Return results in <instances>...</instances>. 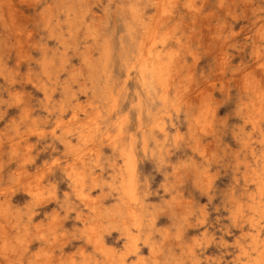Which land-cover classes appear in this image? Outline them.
<instances>
[{
  "label": "rangeland",
  "instance_id": "rangeland-1",
  "mask_svg": "<svg viewBox=\"0 0 264 264\" xmlns=\"http://www.w3.org/2000/svg\"><path fill=\"white\" fill-rule=\"evenodd\" d=\"M122 2L0 0V264H264V0Z\"/></svg>",
  "mask_w": 264,
  "mask_h": 264
},
{
  "label": "bare ground",
  "instance_id": "bare-ground-1",
  "mask_svg": "<svg viewBox=\"0 0 264 264\" xmlns=\"http://www.w3.org/2000/svg\"><path fill=\"white\" fill-rule=\"evenodd\" d=\"M87 1V0H86ZM55 2V1H54ZM76 2V1H75ZM90 2V1H89ZM89 2H87V3H89ZM123 2H124V0H123ZM122 2V3H123ZM192 2V1H191ZM56 3H57V1H56ZM62 4V3H61ZM64 4V3H63ZM65 4H68V3H65ZM71 4H72V2H71ZM82 4V3H81ZM90 4H91V2H90ZM117 4V3H116ZM124 4V3H123ZM83 5V4H82ZM92 5V4H91ZM65 6V5H64ZM89 6V5H88ZM120 6V5H119ZM118 6V7H119ZM50 7V6H49ZM57 7V6H56ZM63 7V6H62ZM107 7V6H106ZM105 7V8H106ZM78 8V7H77ZM89 8H90V6H89ZM154 9V8H153ZM53 10H55V9H53ZM68 10V9H67ZM120 10H122V9H120ZM126 10V9H125ZM124 10V11H125ZM92 11V10H91ZM102 11V10H101ZM100 11V12H101ZM107 11V10H106ZM123 10H122V13L124 12ZM55 12V11H54ZM62 12V11H61ZM109 12V11H108ZM146 12V11H145ZM59 13V12H58ZM89 13H91V12H89ZM95 13V12H94ZM112 13V12H111ZM55 14V13H54ZM232 14V13H231ZM45 15V14H44ZM92 15V14H91ZM102 15V14H101ZM95 16V15H94ZM126 16H128V15H125V17ZM45 17V16H44ZM59 17V16H58ZM92 17H93V15H92ZM129 17V16H128ZM146 18V17H145ZM54 19V18H53ZM123 19V18H122ZM86 20V19H85ZM98 20V19H97ZM104 20V19H103ZM112 20V19H111ZM106 21V20H105ZM256 21V20H255ZM82 22V21H81ZM100 23V22H99ZM113 23V22H112ZM104 24V23H103ZM115 24V23H114ZM123 24V23H122ZM105 25H106V23H105ZM104 25V26H105ZM64 27V26H63ZM84 27V26H83ZM114 27V26H113ZM97 29H99V28H97ZM114 29H115V27H114ZM140 29V28H139ZM109 30V29H108ZM92 31V30H91ZM98 31V30H97ZM124 31V30H123ZM80 32V31H79ZM78 32V33H79ZM104 32H106V34L108 33L107 32V30L106 31H102V33H104ZM45 33H46V31H45ZM101 33V34H102ZM113 33V32H112ZM81 35V34H80ZM114 35V34H113ZM80 37V36H79ZM84 37H86V35L84 36ZM254 37H255V35H254ZM42 38V37H41ZM140 38V37H139ZM138 38V39H139ZM183 38V37H182ZM80 39V38H79ZM82 39V38H81ZM100 39V38H99ZM103 39V38H102ZM124 39V38H123ZM144 39V38H143ZM113 39L111 38V43L113 42L112 41ZM120 40V39H119ZM218 40V39H217ZM42 41V40H41ZM87 41H88V38H87ZM116 41V40H115ZM129 41V40H128ZM137 41V40H136ZM120 42V41H119ZM81 43V42H80ZM133 43V42H132ZM193 43V42H192ZM56 44V43H55ZM103 44V43H102ZM121 44V43H120ZM258 44V43H257ZM85 45V44H84ZM114 45V44H113ZM123 45V44H122ZM130 45V44H129ZM217 45V44H216ZM4 46H6V44L4 45L3 44V46L2 47H4ZM180 46V45H179ZM61 48V47H60ZM122 48H124V47H122ZM139 48V47H138ZM143 48V47H142ZM113 49H114V47H113ZM131 49V48H130ZM134 49V48H133ZM2 49L0 48V51H1ZM5 50H7V49H5ZM129 50V49H128ZM134 50H136V49H134ZM144 50V49H143ZM142 50V51H143ZM122 51V50H121ZM69 52V51H68ZM96 52V51H95ZM123 52H125V50L123 51ZM144 52H145V50H144ZM143 52V53H144ZM264 52V51H263ZM76 53V52H75ZM79 53V52H78ZM97 53V52H96ZM136 53V52H135ZM8 54V53H7ZM117 54V53H116ZM119 54V53H118ZM130 54V53H129ZM93 55V54H92ZM112 55V54H111ZM115 55V54H114ZM131 55V54H130ZM134 55V54H133ZM138 55V54H137ZM76 56H77V54H76ZM113 56V55H112ZM121 56H122V54H121ZM120 56V57H121ZM196 56V55H195ZM7 57V56H6ZM5 57V58H6ZM115 57V56H114ZM132 58V57H131ZM135 58V57H134ZM152 58H154V61L150 64V67H145V68H142L141 70H139V71H141L140 73H141V76L144 78V75L147 73H149V74H151V75H153V76H155V77H157V79H159V80H161V81H164L165 80V76H164V72L167 70V67L164 65V62H163V58H162V54H161V52L160 51H158V52H156L155 53V55H153L152 56ZM195 58V57H194ZM218 58V57H217ZM217 58H214V59H217ZM3 59V58H2ZM74 59V58H73ZM76 59V58H75ZM79 59V58H78ZM143 59V58H142ZM148 59H150V57L148 58ZM5 60V59H4ZM80 60V59H79ZM115 60V59H114ZM227 60V59H226ZM72 61V60H71ZM86 61V60H85ZM111 61V60H110ZM121 61H123V60H121ZM120 61V62H121ZM132 61H134V60H132ZM143 61V60H142ZM146 61H147V59H146ZM189 61V60H188ZM4 62V61H3ZM64 62V61H63ZM75 62V61H74ZM225 62V61H224ZM116 63V62H115ZM129 63V62H128ZM139 63V62H138ZM192 64V63H191ZM226 64V63H225ZM80 65V64H79ZM126 65V64H125ZM217 65V64H216ZM61 66V65H60ZM78 66V65H77ZM83 66V65H82ZM112 66V65H111ZM129 66H132V64L131 65H129ZM139 66V65H138ZM66 67H68V66H66ZM133 67V66H132ZM135 67V66H134ZM142 67V66H141ZM140 67V68H141ZM64 68V67H63ZM76 68V67H75ZM80 68V67H79ZM83 68V67H82ZM129 68H131V67H129ZM137 68V67H136ZM135 68V69H136ZM223 68V67H222ZM112 69V68H111ZM190 69V68H189ZM192 69V68H191ZM82 70H84V69H82ZM67 71H68V69H67ZM87 71V70H86ZM112 71V70H111ZM177 71V70H176ZM69 72V71H68ZM82 72V71H81ZM126 72H127V70H126ZM132 72H134V71H132ZM137 72H138V70H137ZM191 72V71H190ZM18 73V72H17ZM5 74V73H4ZM29 74V73H28ZM65 74V73H64ZM114 74H117V73H115L114 72ZM134 74H136V73H134ZM223 74V73H222ZM66 75V74H65ZM65 75H64V77H65ZM140 75V74H139ZM14 76H15V74H14ZM31 76V75H30ZM60 76V75H59ZM117 76V75H116ZM126 76V75H125ZM140 76V77H141ZM191 76V75H190ZM222 76V75H221ZM262 76V75H261ZM16 77V76H15ZM17 77H19V76H17ZM22 77H24V75L22 76ZM82 77V76H81ZM129 77V76H128ZM130 77H132V76H130ZM134 77V76H133ZM132 77V78H133ZM2 78V77H1ZM113 78H115L114 76H113ZM120 78V77H119ZM132 78H131V81H132ZM221 78V77H220ZM241 78V75L239 76V79ZM8 79V78H7ZM16 79V78H15ZM35 79V78H34ZM79 79H80V77H79ZM117 79V78H116ZM126 79H127V77H126ZM140 79V78H139ZM142 79V78H141ZM16 80H18V79H16ZM82 80V79H81ZM120 80V79H119ZM125 80V79H124ZM137 80V79H136ZM35 81V80H34ZM101 81V80H100ZM110 81V80H109ZM123 81V80H122ZM140 81H143V79L142 80H140ZM189 81V80H188ZM240 81V80H239ZM5 82H6V80H5ZM36 82V81H35ZM58 82V81H57ZM114 82V81H113ZM116 82V81H115ZM128 82V81H127ZM135 82V81H134ZM187 82V81H186ZM190 82V81H189ZM241 82V81H240ZM31 83V82H30ZM89 83V82H88ZM136 83H137V81H136ZM239 83V82H238ZM16 84V83H15ZM81 84H83L82 82H81ZM139 84V83H138ZM240 84V83H239ZM264 84V83H263ZM4 85V84H3ZM9 85V84H8ZM7 85V86H8ZM26 85V84H25ZM31 85V84H30ZM39 85V84H38ZM87 85V84H86ZM122 85V84H121ZM129 85V84H128ZM134 86H135V84H133ZM113 86V85H112ZM133 86V87H134ZM138 86V85H137ZM187 86H189V85H187ZM241 86V85H240ZM25 87V86H24ZM33 87V86H32ZM57 87V86H56ZM61 87H62V85H61ZM119 87V86H118ZM122 87V86H121ZM128 87H130V86H128ZM143 87H144V85H143ZM181 87V86H180ZM194 87V86H193ZM1 88V87H0ZM6 88V87H5ZM8 88V87H7ZM66 88V87H65ZM125 88H126V86H125ZM146 88V87H145ZM238 88H240V87H238ZM21 89V88H20ZM42 89H44V88H42ZM112 89H113V87H112ZM189 89V88H188ZM187 89V90H188ZM11 90V89H10ZM56 90V89H55ZM55 90H54V92H55ZM122 90V89H121ZM121 90H120V92H121ZM139 90H140V87H139ZM143 90V89H142ZM152 90V89H151ZM182 90V89H181ZM192 90H193V88H192ZM245 90H246V88H245ZM7 91V90H6ZM43 91V90H42ZM41 91V92H42ZM58 91V90H57ZM102 91V90H101ZM112 91V90H111ZM153 91V90H152ZM190 91H191V89H190ZM190 91H189V93H190ZM194 91V90H193ZM248 91V90H247ZM263 91V90H262ZM122 92H123V90H122ZM185 92V91H184ZM187 92V91H186ZM240 92V91H239ZM16 93V92H15ZM83 93V92H82ZM117 93V92H116ZM133 93V92H132ZM242 93V92H241ZM55 94V93H54ZM111 94V93H110ZM142 94V93H141ZM144 94L145 93H143V98L144 97H146V96H144ZM182 94V93H181ZM184 94V93H183ZM182 94V95H183ZM228 94V93H227ZM238 94V93H237ZM263 94V93H262ZM34 95V94H33ZM38 95V94H37ZM85 95V94H84ZM116 95V94H115ZM135 95V94H134ZM133 95V96H134ZM190 95V94H189ZM8 96V95H7ZM62 96V95H61ZM118 96V95H117ZM254 96V95H253ZM11 97V96H10ZM23 97V96H22ZM90 97V96H89ZM120 97H121V95H120ZM190 97H191V95H190ZM259 97H261V95L259 96ZM83 98V97H82ZM102 98V97H101ZM114 98V97H113ZM118 98V97H117ZM140 98V97H139ZM197 98V97H196ZM36 99V98H35ZM77 99H79V97L77 98ZM93 99V98H92ZM121 99V98H120ZM123 99H124V97H123ZM135 99V98H134ZM137 99V98H136ZM155 99V98H154ZM237 99V98H236ZM53 100V99H52ZM94 100V99H93ZM105 100H106V98H105ZM142 100H144V99H142ZM150 100V99H149ZM152 100V99H151ZM180 100V99H179ZM178 100V101H179ZM262 100V99H261ZM260 100V101H261ZM42 101V100H41ZM74 101V100H73ZM95 101V100H94ZM124 101V100H123ZM131 101H133V99L132 100H130V102ZM189 101V100H188ZM188 101L186 102V103H188ZM35 102V101H34ZM99 102V101H98ZM114 102V101H113ZM121 102V101H120ZM153 102V101H152ZM244 102V101H243ZM37 103V102H36ZM75 103V102H74ZM111 103V102H110ZM116 103V102H115ZM133 103H135V101L133 102ZM138 103V102H137ZM144 103V102H143ZM157 103V102H156ZM179 103H180V101H179ZM32 104V103H31ZM75 104H77V103H75ZM94 104V103H93ZM96 104V103H95ZM99 104V103H98ZM108 104V103H107ZM146 104V103H145ZM183 104V103H182ZM213 104V103H212ZM212 104H210V105H212ZM236 104V103H235ZM47 105V104H46ZM133 105H135V104H133ZM157 105V104H156ZM175 105V104H174ZM173 105V106H174ZM178 105V104H177ZM20 106V105H19ZM18 106V107H19ZM84 106V105H83ZM95 106V105H94ZM101 106V105H100ZM111 106V105H110ZM132 106V105H131ZM141 106V105H140ZM186 106V105H185ZM1 107V106H0ZM79 107V106H78ZM89 107V106H88ZM112 107V106H111ZM115 107V106H114ZM149 107V106H148ZM179 107V106H178ZM128 108V107H127ZM137 108V107H136ZM170 108V107H169ZM181 108V107H180ZM185 108V107H184ZM237 108V107H236ZM2 109V108H1ZM17 109V108H16ZM108 109V108H107ZM129 109V108H128ZM127 109V110H128ZM134 109H135V107H134ZM215 109H216V106H215ZM239 109V108H238ZM83 110V109H82ZM90 110V109H89ZM105 110H106V107H105ZM113 110V109H112ZM136 110V109H135ZM236 110V109H235ZM244 110V109H243ZM42 111V110H41ZM69 111V110H68ZM93 111V110H92ZM91 111V112H92ZM109 111H111V110H109ZM120 111V110H119ZM125 111V110H124ZM180 111V110H179ZM185 111V110H184ZM196 112H197V110H195ZM26 112V111H25ZM101 112V111H100ZM115 113H116V111H115ZM136 113V112H135ZM216 113V112H215ZM25 114V113H24ZM36 114V113H35ZM70 114V113H69ZM80 114V113H79ZM142 114V113H141ZM181 114V113H180ZM185 114V113H184ZM211 114V113H210ZM39 115V114H38ZM101 115V114H100ZM117 115H120V114H117ZM116 115V116H117ZM121 115H123V114H121ZM133 115V114H132ZM178 115V114H177ZM234 116H235V114H233ZM241 115V114H240ZM246 115V114H245ZM64 116V115H63ZM146 116H147V114H146ZM185 116V115H184ZM216 116H217V114H216ZM258 116V115H257ZM44 117V116H43ZM52 117H54V116H52ZM60 117V116H59ZM66 117V116H65ZM119 117V116H118ZM124 117V116H123ZM164 117V116H163ZM239 117V116H238ZM241 117V116H240ZM2 118H4V117H2ZM56 118V117H55ZM68 118V117H67ZM101 118V117H100ZM107 118V117H106ZM113 118V117H112ZM125 118V117H124ZM127 118H128V114H127ZM219 118V117H218ZM231 118V117H230ZM57 119V118H56ZM74 119V118H73ZM103 119V118H102ZM115 119H117V118H115ZM171 119H172V117H171ZM180 119V118H179ZM52 120V119H51ZM59 120V119H58ZM66 120V119H65ZM101 120V119H100ZM105 120V119H104ZM124 122H125V120L124 119H122ZM62 121V120H61ZM115 121V120H114ZM126 121H127V119H126ZM145 121V120H144ZM147 121V120H146ZM178 121V120H177ZM216 121V120H215ZM256 121V120H255ZM58 122V121H57ZM108 122V121H107ZM167 122H168V120H167ZM181 122H183V121H181ZM188 122V121H187ZM203 122V121H202ZM217 122V121H216ZM228 122V121H227ZM236 122V121H235ZM260 122H261V120H260ZM39 123V122H38ZM101 123V122H100ZM104 123V122H103ZM127 123V122H126ZM129 123V122H128ZM138 123V122H137ZM252 123V122H251ZM56 124V123H55ZM59 124V123H58ZM79 124V123H78ZM96 124V123H95ZM142 124V123H141ZM177 124V123H176ZM241 124V123H240ZM242 124H244V123H242ZM242 124H241V126H242ZM261 124V123H260ZM57 125V124H56ZM94 125V124H93ZM104 125H107V124H104ZM121 125V124H120ZM137 125H139V124H137ZM193 126H194V123L192 124ZM197 125V124H196ZM245 125H246V123H245ZM60 126V125H59ZM109 126V125H108ZM133 126H134V124H133ZM140 127V126H139ZM229 127V126H228ZM232 127V126H231ZM234 127V126H233ZM239 127V126H238ZM194 128H195V126H194ZM223 128H225V127H223ZM110 129V128H109ZM140 129V128H139ZM168 129V128H167ZM174 129V128H173ZM193 129V128H192ZM196 129V128H195ZM194 129V130H195ZM226 129V128H225ZM224 129V130H225ZM138 130V129H137ZM136 130V131H137ZM155 130V129H154ZM184 130V129H183ZM197 130V129H196ZM220 130V129H219ZM157 131V130H156ZM155 131V132H156ZM221 131V130H220ZM109 132V131H108ZM112 132V131H111ZM114 132V131H113ZM112 132V133H113ZM122 132V131H121ZM130 132V131H129ZM158 132H159V130H158ZM157 132V133H158ZM179 132V131H178ZM198 132V131H197ZM227 132V131H226ZM233 132V131H232ZM258 132V131H257ZM110 133V132H109ZM118 133H120V132H118ZM240 133V132H239ZM123 134V133H122ZM171 134V133H170ZM176 134H177V132H176ZM187 134V133H186ZM195 134V133H194ZM220 134V133H219ZM263 134V133H262ZM111 135V134H110ZM118 135H120V134H118ZM143 135H144V133H143ZM227 135V134H226ZM230 135V134H229ZM257 135V134H256ZM104 136V135H103ZM137 136V135H136ZM110 137V136H109ZM188 137V136H187ZM222 137H223V135H222ZM257 137V136H256ZM73 138H75V137H73ZM137 138V137H136ZM168 138V137H167ZM170 138V137H169ZM178 138V137H177ZM176 138V139H177ZM224 138V137H223ZM105 139V138H104ZM135 139V138H134ZM148 139H150V138H148ZM227 139H228V137H227ZM74 140V139H73ZM108 140V139H107ZM181 140V139H180ZM184 140V139H183ZM229 140V139H228ZM253 140H255L254 138H253ZM172 141V140H171ZM176 141V140H175ZM212 141V140H211ZM225 141V140H224ZM252 141V140H251ZM257 141V140H256ZM122 142V141H121ZM133 142V141H132ZM168 142V141H167ZM167 142H165V143H167ZM223 142V141H222ZM254 142V141H253ZM101 143V142H100ZM103 144H104V142H102ZM123 143V142H122ZM172 143V142H171ZM211 143V142H210ZM252 143V142H251ZM255 143V142H254ZM258 143V142H257ZM259 143H260V141H259ZM107 144V143H106ZM110 144V143H109ZM128 144V142L126 143V145ZM136 144V143H135ZM253 144V143H252ZM183 145V144H182ZM193 145V144H192ZM191 144H190V146H192ZM258 145V144H257ZM111 146V145H110ZM133 146V145H132ZM154 146V145H153ZM185 146V145H184ZM209 146V145H208ZM220 146V145H219ZM86 147V146H85ZM155 147V146H154ZM153 147V148H154ZM173 147V146H172ZM186 147V146H185ZM205 147V146H204ZM151 148H152V146H151ZM162 148V147H161ZM164 148V147H163ZM214 148V147H213ZM229 148V147H228ZM146 149V148H145ZM210 149V148H209ZM240 149H241V147H240ZM255 149V148H254ZM116 150V149H115ZM154 150H155V148H154ZM196 150V149H195ZM233 150V149H232ZM134 151V150H133ZM192 151V150H191ZM73 152V151H72ZM84 152V151H83ZM164 152V151H163ZM162 152V153H163ZM200 152V151H199ZM232 152V151H231ZM85 153V152H84ZM83 153V154H84ZM104 153V152H103ZM161 153V152H160ZM165 153V152H164ZM197 153V152H196ZM241 153V152H240ZM87 154V153H86ZM115 154V153H114ZM143 154V153H142ZM156 154V153H155ZM177 154V153H176ZM217 154V153H216ZM105 155H107V154H105ZM111 155V154H110ZM137 155V154H136ZM182 155V154H181ZM197 155V154H196ZM64 156V155H63ZM126 159H127V163H128V167H127V169H126V172H127V177H125L124 179H123V181H122V185H121V189H122V194H123V196L124 197H127L129 200H134L135 199V191H134V186H133V183H132V171H133V167H132V165H130V164H132V153H131V151L129 150V152H127L126 153ZM142 156V155H141ZM148 156V155H147ZM184 156V155H183ZM137 157V156H136ZM149 157V156H148ZM84 158V157H83ZM110 158V157H109ZM112 158V157H111ZM182 158V157H181ZM188 158V157H187ZM69 159V158H68ZM120 159V158H119ZM110 160V159H109ZM139 160V159H138ZM221 160V159H220ZM72 161V160H71ZM105 161V160H104ZM120 161V160H119ZM143 161V160H142ZM153 161V160H152ZM172 161V160H171ZM173 161H175V160H173ZM172 161V162H173ZM188 161V160H187ZM103 162V161H102ZM106 162V161H105ZM104 162V163H105ZM140 162V161H139ZM145 162V161H144ZM223 162V161H222ZM246 163H247V160L245 161ZM63 163V162H62ZM154 163V162H153ZM224 163V162H223ZM246 163H245V166H246ZM117 164V163H116ZM145 164H146V162H145ZM76 165V164H75ZM78 165H80V164H78ZM104 165H106V164H104ZM201 165V164H200ZM162 166V165H161ZM57 167V166H56ZM145 167V166H144ZM146 168V167H145ZM184 169V168H183ZM86 170V169H85ZM108 170V169H107ZM186 170V169H185ZM153 171V170H152ZM106 173V172H105ZM146 173V172H145ZM150 174V173H149ZM153 174V173H152ZM186 174V173H185ZM217 174V173H216ZM95 175V174H94ZM162 175V174H161ZM187 175V174H186ZM218 175V174H217ZM230 175V174H229ZM4 176V175H3ZM141 177V176H140ZM155 177V176H154ZM163 177V176H162ZM228 177H231V176H228ZM202 178H204V176L202 177ZM161 180V179H160ZM200 180V179H199ZM239 180V179H238ZM157 181V180H156ZM177 181V180H176ZM225 181V180H224ZM153 182V181H152ZM171 182H173V181H171ZM241 182V181H240ZM158 183H161V182H158ZM176 183V182H175ZM214 183V182H213ZM226 183V182H225ZM152 184V183H151ZM205 184V183H204ZM178 185V184H177ZM213 186V185H212ZM222 186H223V183H222ZM155 187V186H154ZM153 187V188H154ZM205 187H206V185H205ZM215 187V186H214ZM224 187V186H223ZM231 187V186H230ZM156 188V187H155ZM154 188V189H155ZM175 188V187H174ZM206 189V188H205ZM73 190V189H72ZM229 190V189H228ZM219 192V191H218ZM224 192H225V190H224ZM224 192H223V194H224ZM232 192V191H231ZM152 193V192H151ZM157 194H158V192H157ZM163 194V193H162ZM218 194V193H217ZM228 194V193H227ZM151 195H153V194H151ZM213 195V194H212ZM225 195V194H224ZM230 195V194H229ZM243 195V194H242ZM27 196V195H26ZM155 196H157V195H155ZM193 196H194V194H193ZM218 196V195H217ZM29 197V196H28ZM209 197V196H208ZM231 197V196H230ZM244 197V196H243ZM27 198V197H26ZM150 198H152V196L150 197ZM223 198V197H222ZM156 199V198H155ZM193 199V198H192ZM199 199V198H198ZM197 199V200H198ZM231 200V199H230ZM184 201H185V198H184ZM208 201V200H207ZM218 201V200H217ZM216 201V202H217ZM220 201V200H219ZM228 201H229V199H228ZM13 202H15V201H13ZM197 202V201H196ZM200 202V201H199ZM209 202V201H208ZM176 203V202H175ZM194 203H195V201H194ZM198 203V202H197ZM201 203V202H200ZM221 204V203H220ZM195 205V204H194ZM174 206H176V205H174ZM178 208V207H177ZM214 208V207H213ZM45 211V210H44ZM198 211V210H197ZM201 211V210H200ZM221 211V210H220ZM217 212V211H216ZM199 213H201V212H199ZM198 213V214H199ZM131 217H134L135 216V214H134V212L132 211V210H129V213H128ZM210 214V213H209ZM221 214V213H220ZM223 214V213H222ZM161 215H163V214H161ZM219 215V214H218ZM224 215H225V213H224ZM227 215V214H226ZM25 217V216H24ZM35 218V217H34ZM166 218V217H165ZM191 218V217H190ZM213 218V217H212ZM221 218H223V216L221 217ZM202 219V218H201ZM207 219V218H206ZM211 219V218H210ZM220 219V218H219ZM224 219V218H223ZM236 219H238V218H236ZM158 220H160V219H158ZM221 220V219H220ZM236 221V220H235ZM165 222V221H164ZM167 222V224L169 223L168 221H166ZM221 222V221H220ZM237 222V221H236ZM208 223V222H207ZM206 223V224H207ZM212 223H214V222H212ZM218 223H219V221H218ZM222 223H224V222H222ZM240 223V222H239ZM213 226V225H212ZM216 226V225H215ZM214 226V227H215ZM201 228V227H200ZM211 228H213V227H211ZM216 230H217V228H216ZM199 231V230H198ZM146 234H147V232H146ZM188 235V234H187ZM231 236V235H230ZM203 237V236H202ZM216 237V236H215ZM95 240V239H94ZM243 240V239H242ZM119 241V240H118ZM211 241V240H210ZM173 243V242H172ZM175 243V242H174ZM213 243V242H212ZM211 243V244H212ZM13 245V244H12ZM118 245V244H117ZM116 245V246H117ZM153 245V244H152ZM214 245H215V243H214ZM98 246H100V245H98ZM233 246V245H232ZM236 246V245H235ZM22 247V246H21ZM29 247V246H28ZM94 247V246H93ZM102 247V246H101ZM104 248V247H103ZM201 248H202V246H201ZM213 248V247H212ZM224 248V247H223ZM241 248V247H240ZM259 248V247H258ZM197 249V248H196ZM207 249V248H206ZM211 250H213V249H211ZM221 250V249H220ZM229 250V249H228ZM111 251V250H110ZM154 251V250H153ZM219 251V250H218ZM160 252V251H159ZM205 252V251H204ZM216 252V251H215ZM224 252V251H223ZM231 252H232V250H231ZM19 253H21V252H19ZM212 253V252H211ZM218 253V252H217ZM98 254V253H97ZM219 254H220V252H219ZM226 254V253H225ZM231 254V253H230ZM229 254V255H230ZM16 255V254H15ZM20 255V254H19ZM160 255H161V253H160ZM205 255V254H204ZM229 255H227V256H229ZM108 256V255H107ZM162 256V255H161ZM207 256V255H206ZM210 256V255H209ZM222 256V255H221ZM110 257V256H109ZM142 257V256H141ZM140 257V258H141ZM147 257V256H146ZM106 258V257H105ZM229 259V258H228ZM11 260V259H10ZM49 260V259H48ZM224 260V259H223ZM24 261V263H25V260H23ZM22 261V262H23ZM107 261V260H106ZM149 261V260H148ZM188 262V261H187ZM222 262V261H221ZM237 262V261H236ZM158 264V263H157ZM213 264V263H212Z\"/></svg>",
  "mask_w": 264,
  "mask_h": 264
}]
</instances>
